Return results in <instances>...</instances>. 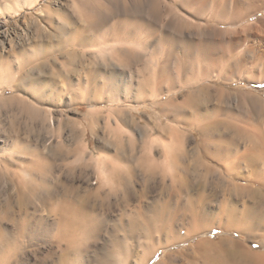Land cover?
I'll list each match as a JSON object with an SVG mask.
<instances>
[{
  "label": "rangeland",
  "instance_id": "1",
  "mask_svg": "<svg viewBox=\"0 0 264 264\" xmlns=\"http://www.w3.org/2000/svg\"><path fill=\"white\" fill-rule=\"evenodd\" d=\"M168 2L0 0V264H104L148 217L191 238L152 264H234V241L264 253V203L241 177L245 149H264L251 140L264 133V83L238 75L197 97L202 73L172 50L194 19ZM207 113L225 122L205 133L222 146L194 128ZM205 150L231 152L232 173ZM234 207L247 215L230 224Z\"/></svg>",
  "mask_w": 264,
  "mask_h": 264
},
{
  "label": "bare ground",
  "instance_id": "2",
  "mask_svg": "<svg viewBox=\"0 0 264 264\" xmlns=\"http://www.w3.org/2000/svg\"><path fill=\"white\" fill-rule=\"evenodd\" d=\"M168 4L173 8L172 12H174L175 15H178L176 9L178 11L180 9L188 16H179L181 21H186L187 18L194 19V22H188V24L190 23L189 27H192L193 32L188 36H185L184 39L173 42L172 50H178L176 53H179L180 49L186 48V50H188L187 53L189 54L190 61L191 63L193 62L191 64L192 66L190 65V68L194 70L197 68L199 70L195 72L202 73V77L199 79L197 78L198 80L195 84L197 86V90L195 91V93L198 94L197 97L208 102L211 99H206L210 98L209 96L212 94L211 91L213 92V90L216 89L218 82L223 81L226 84H230V82L233 81L231 83H234V78L238 77V75H240V78L237 79H239L240 82L254 81L257 83H264V0H169ZM183 4H185L186 7H183ZM157 47H168V45L163 41L160 43L158 42ZM180 57L182 58V56ZM218 63H221V65H218ZM218 66L220 70L217 74H214V71ZM206 92H210L211 94L208 96ZM166 93L167 92L162 91L158 95V98H162ZM193 95L195 96L196 94L193 93ZM206 95L208 96L207 98ZM191 100L193 102L195 101L194 104L197 106L200 105L197 103L200 99L192 98ZM261 100L264 102V96L262 95ZM213 115L209 116L207 113L202 121L194 123V128L201 131L204 139L205 136L207 137L208 131L215 132L220 125L225 124L223 121L213 119ZM255 133H257V131ZM249 135L250 133L247 134V136ZM257 138L251 140L255 143L257 141V143H262L261 148H264V133L257 134ZM207 139L208 143L210 142V144L220 146H222L220 140L226 142L223 139H217L215 135L208 136ZM205 140L201 145L206 147ZM219 149H221V147L218 148V150ZM205 151V156L213 159L215 158V162H218L219 164L222 163L223 165H221L226 171L232 173L233 165H230L231 163L223 160L230 155L231 152L221 150L213 154L209 153L207 150ZM240 156L242 158L243 156L249 158H246V160L251 164V168L248 167L247 173L240 176L244 179L245 185H252V187H254L252 191L249 190V186L245 187V189L249 190L253 197H258L264 203V149L255 150L254 148L252 149L251 146L250 148L245 149L243 156ZM32 159L36 162L37 156L32 155ZM237 159H239V157H237ZM204 167L207 170L210 169V165L205 164ZM25 174L30 178L32 168H28L25 171ZM243 203L246 204L244 201ZM240 211L242 210H238L236 207L230 209V224L241 221L244 215H247L246 211ZM250 214L254 217L256 213L254 214V212H251ZM218 218L221 221L220 224L223 225V216L219 215ZM174 225L175 224L173 223H165L163 220H155L148 217L144 225H138L134 228L133 234L129 237V240H117L116 243L113 244L112 250L109 251L103 263L152 264V262H155V259L159 257L161 252H167L176 245H181L191 239L189 236H187L188 238L181 235V237H179V235L176 234L177 229ZM226 227L228 228L225 229V233L233 231V229L230 228V225ZM75 230L74 227H71L70 232H64V236H67L66 241L68 242V248L65 251V255H71L73 258L77 253L76 244L80 241L74 240L73 238L74 233H76ZM198 231L199 232L195 233H200V235L206 233V230H204L203 227H200ZM209 232L212 233L214 231L210 230ZM191 236H193V234H191ZM61 245L62 244H60V246ZM228 248L229 249H226L225 251L223 250L225 253L224 255L230 261L234 262V264H264V253H254L247 249L248 247L242 242L234 241ZM226 258L224 259L226 260Z\"/></svg>",
  "mask_w": 264,
  "mask_h": 264
}]
</instances>
